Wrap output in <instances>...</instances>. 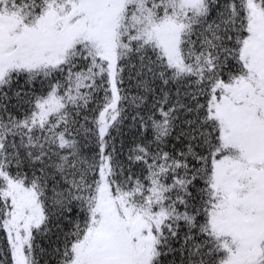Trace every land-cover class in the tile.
I'll list each match as a JSON object with an SVG mask.
<instances>
[{
    "label": "snow or ice",
    "instance_id": "obj_1",
    "mask_svg": "<svg viewBox=\"0 0 264 264\" xmlns=\"http://www.w3.org/2000/svg\"><path fill=\"white\" fill-rule=\"evenodd\" d=\"M0 264H264V0H0Z\"/></svg>",
    "mask_w": 264,
    "mask_h": 264
}]
</instances>
